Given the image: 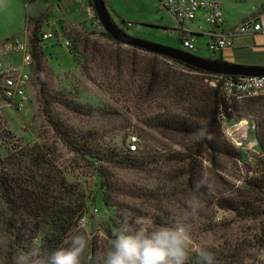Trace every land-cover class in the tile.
I'll list each match as a JSON object with an SVG mask.
<instances>
[{
    "label": "rangeland",
    "instance_id": "374dc122",
    "mask_svg": "<svg viewBox=\"0 0 264 264\" xmlns=\"http://www.w3.org/2000/svg\"><path fill=\"white\" fill-rule=\"evenodd\" d=\"M109 1L106 7L111 20L125 33L183 51L177 22L157 0ZM45 2L37 0V6L44 7ZM263 12V0H222L227 28H234ZM32 13V5L26 6L24 0H0V44L6 40L0 50L3 70L10 64L20 71H28L23 65L22 54L14 47L16 43L23 44L15 40H23L21 35L27 21L30 38L34 22L28 18ZM121 21L129 23L130 27ZM59 23L53 32L41 20V28L45 27L44 31L51 34V38L40 44L43 85H39L31 71L24 86L27 91L25 107L18 111L0 102V121L13 135L9 139L0 137V158L5 157L7 151L22 146L43 145V151L49 154L66 181L84 189L88 197L87 213L75 234L86 235L90 249H94L96 264L110 247L111 238L106 229H112V235L125 222L131 228H151L164 222L172 226L185 211L193 209L195 212L189 221L192 240L189 257L199 249L237 250L241 252L243 264H264V248L255 252L249 246L254 236L259 235L264 215L256 220L241 221L232 212L214 207L202 199L203 193L191 192L187 186L189 163H180L183 157L190 161L194 150L201 151L191 163L200 175L194 179L213 185L216 191L221 188L218 185L222 182L220 177L236 186L253 178L252 170H257L256 165L264 160V151L259 145L262 133H257L258 124L264 126V96L238 101L223 96L230 106L231 119L220 115L216 137H224L239 153L236 162L218 155L220 171H214L205 161L207 153L200 145L202 134L184 133L182 124H186V132H189L193 131L191 125L208 121L210 89L222 75L205 76L174 64L170 74L173 79L167 80L156 74L160 70L166 73L167 68L158 67L153 70L156 77L150 89L144 71L151 64L142 58L151 59V56L106 37L95 18L87 28L69 25L60 28ZM185 29L201 32L207 31L209 26L204 21H195L186 23ZM14 32L20 34L18 39H12V35L6 37ZM76 34L83 37L78 44L72 42ZM201 36H195L196 57L215 61L221 56L223 62L238 66L264 64V34L235 38L233 49L214 55L206 51L207 37ZM64 99L77 109L67 108ZM45 112L55 122L61 121L72 134L87 137L92 146L114 150L118 155L126 156L129 142L136 138V151L133 152L138 161L136 166L123 167L110 162L102 166L111 183V190L107 192L110 207L103 205L105 190L95 170L101 164L71 152L55 135ZM201 183L197 181L194 187H200ZM4 238L0 234L1 245ZM253 258L257 262H253Z\"/></svg>",
    "mask_w": 264,
    "mask_h": 264
},
{
    "label": "trees",
    "instance_id": "16d2710c",
    "mask_svg": "<svg viewBox=\"0 0 264 264\" xmlns=\"http://www.w3.org/2000/svg\"><path fill=\"white\" fill-rule=\"evenodd\" d=\"M124 23V21H121V24ZM40 24L41 22L37 19L32 24L31 35L26 46L31 55V65L27 68L28 71L25 73L29 76V73L33 71L37 78V82L42 86L43 52L40 44L48 39H42L43 34H41L39 30ZM121 30L124 32L122 28ZM104 35L109 38L106 33ZM75 36L76 39L72 38V42L77 44L78 42L80 43L83 37L77 34ZM233 48L234 44L231 49ZM140 52L151 56V59L142 58L144 61H148L147 63L149 65L151 64L150 68L144 71V77L149 78L150 82L148 84L150 85V89L155 76L153 70L158 67V69L161 67V69L164 70L167 68L166 73L161 70L156 73L159 77L163 76L160 78H166L167 80L173 79V76L170 74L174 69V64L183 66L190 71L199 72L205 76H214L213 74L200 71L172 59L154 54L149 55L142 50H140ZM170 61L173 64H169ZM216 61L222 62V59L218 58ZM148 64H146L145 67H147ZM7 67L14 68L15 66L9 64ZM1 70L3 69L1 68ZM228 77L230 76H225V78ZM221 86L222 81L218 80L215 87H210V91L212 92L208 97L211 103H209L211 109H209L210 111L207 115L208 121L191 125L193 131L189 132H186V124H182L184 133L196 132L202 134L200 145L205 149V153H207L205 161L208 162L209 167L215 169L214 171L219 170L217 165L219 161L218 155H220L221 158L236 162L239 153L238 149L228 143L224 137L221 135L222 139H220L219 136L216 137L221 120L220 115L224 116L227 120L231 119V115L228 113L230 112V106L223 97ZM1 91L2 88L0 87V94ZM24 93L26 96L27 91L25 88ZM41 93L43 94V91ZM1 101L0 99V102ZM6 101L11 102L9 99ZM26 103L27 98L23 108ZM63 103L70 110L72 108L77 109L70 101L64 99ZM11 106L17 109L14 103H12ZM45 116L55 135L71 152L83 158H90L93 163L98 162L101 164L98 169L95 170L105 190L103 205L110 207L111 204L107 192L111 190V183L107 173L102 169V166L110 162L112 164H119L123 167H134L136 166L135 163L138 162L137 157L133 155L129 149L126 152V156H124L116 154L114 150H103L99 149L100 147L92 146L90 142L88 143L87 137L72 134L70 129L65 127L61 121L55 122L46 112ZM257 127L259 130L257 133L259 135L262 133V138L259 139V145L263 152L264 126L259 123ZM0 137L7 139L13 137L1 121ZM43 150V145L34 144L32 147H28L27 145L16 148L13 151H7L5 157L0 158V234L5 236L2 245L0 244V264L14 263L15 256L21 249L24 251L40 249L41 251L51 252L60 247H67L70 236L75 234L80 220L87 213L88 197L85 195L84 189L78 184L67 182L63 173L55 166L52 158ZM209 151L212 152V155ZM193 152L194 153L189 156L190 161L186 157H183L180 161L181 165H184L183 163H189L190 170L187 171V173H190L188 174L189 180H187V186L193 194H195L194 191L197 194L203 193L200 195L203 200L211 202L214 207L222 211L232 212L234 216L241 221L248 219L256 220L264 215V207H262L264 204V198H262L264 197V160L260 162L261 167L260 164H258L256 165L257 170H252L254 177L243 180L239 186L230 185L220 177L222 182L218 185H220L221 188L219 191H216L218 189L215 187V189H213V185L211 186L208 183L204 184L200 179H194V177L200 178V175L195 172L191 163L200 156L199 153H201V151L194 150ZM197 181L202 182L200 187H194ZM106 232L112 239L113 234H110L112 229H106ZM252 240V244L249 245L250 248L254 249L255 252L262 251L264 248V224L261 225L259 235L254 236ZM90 246L86 250L83 264H96L95 254L92 253L94 249H90ZM208 251L214 254L216 264H243L241 252L237 250H225L221 252L211 249ZM252 261L257 262L255 258H253ZM187 264H197V254L190 256Z\"/></svg>",
    "mask_w": 264,
    "mask_h": 264
},
{
    "label": "built area",
    "instance_id": "2783aa9c",
    "mask_svg": "<svg viewBox=\"0 0 264 264\" xmlns=\"http://www.w3.org/2000/svg\"><path fill=\"white\" fill-rule=\"evenodd\" d=\"M158 2L160 7L166 10L177 22L179 34L182 33V35L180 34V41L183 51L191 55H195L198 49L194 37L195 32L185 29V24L188 22L204 21L208 24L209 29L207 31L199 32L207 37L206 51L211 55L220 54L224 50L231 49L233 39L236 37L264 34V12L257 13L254 18L244 20L234 28H227L222 14V0H158ZM127 26L130 27V24L127 23ZM49 38H51L49 33L42 36L43 40ZM14 50L22 54L23 65L28 68L31 65V55L27 47L16 43ZM6 51L7 49H5ZM0 77L3 85L1 86L0 99L10 106L14 103L18 110H22L26 101L24 86L29 81L28 74L15 67L6 66L4 70H0ZM232 77L225 78V76H221L218 79L222 81L221 90L225 99L238 101L264 96V76ZM5 99H9L11 102H7ZM128 149L132 153L136 151L135 137L129 142Z\"/></svg>",
    "mask_w": 264,
    "mask_h": 264
},
{
    "label": "clouds",
    "instance_id": "9594fccd",
    "mask_svg": "<svg viewBox=\"0 0 264 264\" xmlns=\"http://www.w3.org/2000/svg\"><path fill=\"white\" fill-rule=\"evenodd\" d=\"M194 212L185 211L172 226L164 222L151 228H131L125 222L113 234L99 264H187L192 243L189 221ZM88 246L86 235L73 234L67 247L51 252L19 250L15 264H83ZM197 264H216L214 254L199 249Z\"/></svg>",
    "mask_w": 264,
    "mask_h": 264
},
{
    "label": "water",
    "instance_id": "95a60500",
    "mask_svg": "<svg viewBox=\"0 0 264 264\" xmlns=\"http://www.w3.org/2000/svg\"><path fill=\"white\" fill-rule=\"evenodd\" d=\"M96 19L104 32L119 44L139 49L147 53L169 58L200 71L222 76L261 77L264 76V68L243 67L219 61H210L183 51L154 44L139 38L131 37L117 27L111 20L104 0H90Z\"/></svg>",
    "mask_w": 264,
    "mask_h": 264
},
{
    "label": "crops",
    "instance_id": "0c3cea01",
    "mask_svg": "<svg viewBox=\"0 0 264 264\" xmlns=\"http://www.w3.org/2000/svg\"><path fill=\"white\" fill-rule=\"evenodd\" d=\"M42 1H44V0H42ZM51 1L52 0H46V2L44 3V5H45L44 7H41V6L38 7L37 6V0H24V3H26V6L32 5L33 13L31 14V16H29L28 19L30 21L33 20V22L36 19L39 20L40 22H41V20H43V22L45 23V27L48 28L50 31H53V32H54V29H58V22H61V23H59L60 28L62 26H65V25H69V27L70 26H80L83 28H87L88 23L90 21H92L94 18L96 19L94 11H93V6H92L90 0H53L52 2ZM63 3H65L64 4L65 6L62 5ZM104 3L107 6L110 3V1L104 0ZM71 8H74V9L71 10ZM52 16H54V18H53V20H50V17H52ZM28 22L29 21H27V23ZM46 23L48 24L47 26H46ZM28 24L26 25V29L24 30V33L21 35V39L23 38V40H19V41L16 40L17 42H23V44H25V45H27L28 35H29ZM45 27L41 28V26H40L39 30H40L41 34H47L48 33L47 31H44ZM17 32L11 33L6 37H9L10 35H12L11 36L12 39H18L20 34H18ZM190 32H195L194 37L195 36L197 38L202 37L201 36L202 34H200L199 31L197 32L196 30H194V31H190ZM201 32H204V31H201ZM14 35H16V36H14ZM53 38L55 39L54 35H53ZM234 39H233V41H234ZM3 43L0 44V50H2L1 48L4 46ZM4 51H5V49H4ZM12 53H14V52H12ZM222 53H220V54H222ZM220 58H221V56H220ZM243 66L264 68V64H259V63L258 64H256V63L244 64Z\"/></svg>",
    "mask_w": 264,
    "mask_h": 264
},
{
    "label": "bare ground",
    "instance_id": "6f19581e",
    "mask_svg": "<svg viewBox=\"0 0 264 264\" xmlns=\"http://www.w3.org/2000/svg\"><path fill=\"white\" fill-rule=\"evenodd\" d=\"M244 124H245V122H244V123H241L240 125H241V126H242V125L244 126Z\"/></svg>",
    "mask_w": 264,
    "mask_h": 264
}]
</instances>
